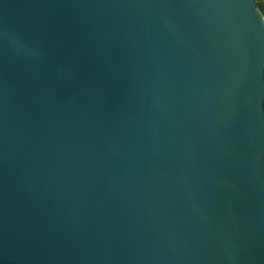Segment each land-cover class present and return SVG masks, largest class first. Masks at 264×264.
Instances as JSON below:
<instances>
[{
	"label": "water",
	"instance_id": "water-1",
	"mask_svg": "<svg viewBox=\"0 0 264 264\" xmlns=\"http://www.w3.org/2000/svg\"><path fill=\"white\" fill-rule=\"evenodd\" d=\"M0 264H264L256 0H0Z\"/></svg>",
	"mask_w": 264,
	"mask_h": 264
},
{
	"label": "trees",
	"instance_id": "trees-1",
	"mask_svg": "<svg viewBox=\"0 0 264 264\" xmlns=\"http://www.w3.org/2000/svg\"><path fill=\"white\" fill-rule=\"evenodd\" d=\"M256 5L264 15V0H256Z\"/></svg>",
	"mask_w": 264,
	"mask_h": 264
}]
</instances>
